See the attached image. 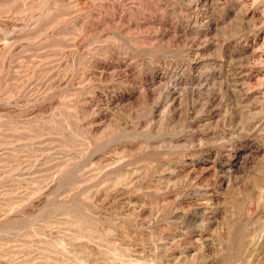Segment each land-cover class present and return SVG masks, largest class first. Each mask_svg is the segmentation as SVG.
<instances>
[{
    "label": "rangeland",
    "instance_id": "1",
    "mask_svg": "<svg viewBox=\"0 0 264 264\" xmlns=\"http://www.w3.org/2000/svg\"><path fill=\"white\" fill-rule=\"evenodd\" d=\"M0 264H264V0H0Z\"/></svg>",
    "mask_w": 264,
    "mask_h": 264
}]
</instances>
